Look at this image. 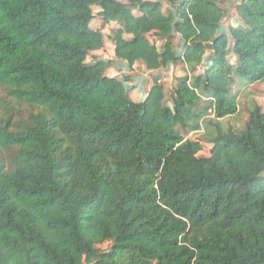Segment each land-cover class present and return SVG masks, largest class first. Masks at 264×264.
I'll use <instances>...</instances> for the list:
<instances>
[{
	"label": "trees",
	"instance_id": "1",
	"mask_svg": "<svg viewBox=\"0 0 264 264\" xmlns=\"http://www.w3.org/2000/svg\"><path fill=\"white\" fill-rule=\"evenodd\" d=\"M163 1L0 0V264H264V111L224 123L264 82V0L225 31L232 0ZM105 39L150 72L143 99Z\"/></svg>",
	"mask_w": 264,
	"mask_h": 264
},
{
	"label": "rangeland",
	"instance_id": "2",
	"mask_svg": "<svg viewBox=\"0 0 264 264\" xmlns=\"http://www.w3.org/2000/svg\"><path fill=\"white\" fill-rule=\"evenodd\" d=\"M237 0H232L230 2H224L221 4L223 8H225L226 11V17L221 23L222 30L225 31L227 26L229 25L230 22H233L236 19V12H235V5L237 4ZM162 3L164 5V8L167 7V3L162 0ZM99 8L98 7H93V13H94V18L90 24L92 28L98 29L101 27V17L98 14ZM117 27V24L115 22H110L106 24L105 26L102 27V33L105 37L110 33L111 29H114ZM125 37H129V35H124ZM231 41V40H230ZM174 42L176 43V38H174ZM231 43V42H230ZM229 43V44H230ZM100 56L103 58H109L113 57V46L111 42L107 39H105V46L102 48L100 51ZM112 55V56H111ZM97 57V56H96ZM229 60L231 63L234 62L235 58L234 56H229ZM116 60L113 59V66L116 64V67H113V69L107 70L106 73H108V76L113 75L117 76L119 78H124L125 79V88L129 92V95L132 96L133 100H136V88L137 91L139 89H143V91H139L137 95H141L144 93V90L147 86V84L150 82V76H148V72L145 70V68L140 64L139 66H136L132 69V72L126 71L128 70L127 65H122L118 61L115 62ZM137 67V68H136ZM126 72H123V71ZM182 76L185 74V72L176 70L174 69V72L168 73L165 72V75L162 77V82L164 84L165 92L166 94L169 92L170 87L173 82V77L174 75ZM127 77V78H125ZM235 92H238V99H237V112L230 116L229 118L224 120L225 125H230L234 128H239L242 127L247 119L248 116V110L252 107L254 103H257L258 105L261 106L262 110L264 111V82H259V83H252L248 84L245 82L244 85H238L236 88H234ZM0 99L2 101L6 102L9 101L10 99L6 95L5 91L1 88L0 89ZM3 104H0V113L3 112ZM13 105V104H12ZM16 109L15 111H19L24 117L27 115V108L23 105L17 106L15 105ZM15 119V117H14ZM187 138L189 139H199L202 144V151L201 155L202 156H208L209 155V149L211 147V144L206 141V139L203 136L202 132L198 133H189L187 135ZM109 243L105 242L100 245H96V247L100 249H107Z\"/></svg>",
	"mask_w": 264,
	"mask_h": 264
},
{
	"label": "crops",
	"instance_id": "3",
	"mask_svg": "<svg viewBox=\"0 0 264 264\" xmlns=\"http://www.w3.org/2000/svg\"><path fill=\"white\" fill-rule=\"evenodd\" d=\"M129 37H130V36H129ZM129 37H125V38H129ZM99 51H100V50L92 52V55H93V56H97L98 58H103V57L100 56ZM111 56H112V55H111ZM103 59H104V58H103ZM105 59H106V58H105ZM109 59H113V57H109ZM115 62L118 63V60H116ZM119 62H120V64H122V65H127L125 62H121V61H119ZM136 66H139V65L136 63ZM142 66H143V65H142ZM113 67H116V64H115L114 66L108 68L107 70L113 69ZM127 67H128V65H127ZM134 67H135V64L133 65L132 69H133ZM136 68H137V67H136ZM132 69H129V67H128V70H126V71H129V70H130V72H132ZM174 69H176V70H180V71L183 72V69H182L179 65H177V66H175V67H172V66H171V67H168L167 69H165V70H163V71H161V72H159V73H161L162 76H164V75H165V72L172 73V72H174ZM126 71L124 70L123 72H126ZM107 75H108V73H107ZM173 75H174V74H173ZM110 76H113V75H110ZM148 76H150V72H148ZM174 76H178V75H174ZM150 85H151V79H150V82L147 84V86H146V88H145L144 93L142 94V96H141V95H137V93H138L139 91H141V90L143 91V89H141V90L139 89V91H137V88H136V100H134V101H139V100L143 99V98L145 97V95L147 94ZM130 97L132 98L131 95H130ZM132 100H133V99H132Z\"/></svg>",
	"mask_w": 264,
	"mask_h": 264
}]
</instances>
